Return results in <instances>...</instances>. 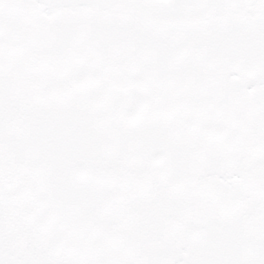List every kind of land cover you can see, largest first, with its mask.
<instances>
[{
    "label": "snow or ice",
    "instance_id": "obj_1",
    "mask_svg": "<svg viewBox=\"0 0 264 264\" xmlns=\"http://www.w3.org/2000/svg\"><path fill=\"white\" fill-rule=\"evenodd\" d=\"M0 264H264V0H0Z\"/></svg>",
    "mask_w": 264,
    "mask_h": 264
}]
</instances>
